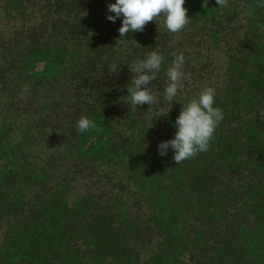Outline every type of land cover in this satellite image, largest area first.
I'll return each instance as SVG.
<instances>
[{
    "label": "trees",
    "instance_id": "1",
    "mask_svg": "<svg viewBox=\"0 0 264 264\" xmlns=\"http://www.w3.org/2000/svg\"><path fill=\"white\" fill-rule=\"evenodd\" d=\"M115 2L0 0V264H264V0H185L181 32L122 38ZM152 50L159 103L133 110L128 64ZM205 87L223 119L176 164L158 145Z\"/></svg>",
    "mask_w": 264,
    "mask_h": 264
},
{
    "label": "clouds",
    "instance_id": "2",
    "mask_svg": "<svg viewBox=\"0 0 264 264\" xmlns=\"http://www.w3.org/2000/svg\"><path fill=\"white\" fill-rule=\"evenodd\" d=\"M207 3V0H205ZM219 6H226L227 0H216ZM185 0H116L108 5V11L115 15H109L108 20L115 22L123 17L122 26L119 28L120 37L128 33L143 31L147 23L164 18L166 29L171 33L181 32L190 22L188 10L184 7ZM257 7H264L261 2ZM164 57L157 50L150 51L145 58L137 59L128 64L129 70L134 73L127 85V95L133 110L137 105L149 106L159 103L158 93H155L149 85L160 71ZM185 57L183 53L175 55L171 66L167 70L169 83L164 89V96L172 101L180 88V81L184 76L181 71ZM23 92L28 93L30 86L25 84ZM215 90L205 87L198 97L183 104L180 114L175 121L177 129L174 138L163 141L158 145V152L164 156L169 147L174 151L173 159L176 164L189 160L200 152L207 151L218 124L223 119L221 109L214 107ZM96 125L86 116L79 117L76 129L83 133Z\"/></svg>",
    "mask_w": 264,
    "mask_h": 264
}]
</instances>
